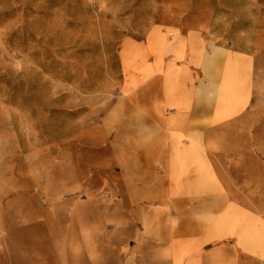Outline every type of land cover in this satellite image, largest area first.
Segmentation results:
<instances>
[{"label":"crops","instance_id":"1","mask_svg":"<svg viewBox=\"0 0 264 264\" xmlns=\"http://www.w3.org/2000/svg\"><path fill=\"white\" fill-rule=\"evenodd\" d=\"M117 54L118 93L84 133L114 199L65 240L108 264H264V67L200 28L156 25Z\"/></svg>","mask_w":264,"mask_h":264},{"label":"rangeland","instance_id":"2","mask_svg":"<svg viewBox=\"0 0 264 264\" xmlns=\"http://www.w3.org/2000/svg\"><path fill=\"white\" fill-rule=\"evenodd\" d=\"M156 25L200 28L264 67V0H0V264H108L65 240L81 206L114 199L84 133L118 93L120 39Z\"/></svg>","mask_w":264,"mask_h":264}]
</instances>
